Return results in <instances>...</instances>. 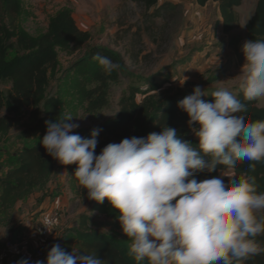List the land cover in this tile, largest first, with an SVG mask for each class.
Here are the masks:
<instances>
[{
	"label": "clouds",
	"instance_id": "9594fccd",
	"mask_svg": "<svg viewBox=\"0 0 264 264\" xmlns=\"http://www.w3.org/2000/svg\"><path fill=\"white\" fill-rule=\"evenodd\" d=\"M241 51L245 64L236 92L218 88L208 102L197 85L178 103L189 117L195 146L165 125L146 138L109 143L96 155L99 129L84 138L74 133L79 124L71 122L70 114L45 121L42 147L62 165H77L74 177L87 199L109 202L131 240L129 255L137 262L231 264L257 252L254 238L264 232V216H257L264 211V192L249 179L224 177L237 161H249L253 171L251 162H264V121L246 123L238 115L247 110L238 98L241 92L245 100L264 98V35L246 40ZM93 60L107 74L120 68L106 56L97 54ZM220 165L224 167L218 176L190 179L197 171L212 172ZM77 252L54 244L46 260L35 264H104L96 252ZM17 264L30 262L21 258Z\"/></svg>",
	"mask_w": 264,
	"mask_h": 264
},
{
	"label": "rangeland",
	"instance_id": "374dc122",
	"mask_svg": "<svg viewBox=\"0 0 264 264\" xmlns=\"http://www.w3.org/2000/svg\"><path fill=\"white\" fill-rule=\"evenodd\" d=\"M159 2L172 4L169 13L145 21L144 9L131 0H20L18 27L26 36L36 38L44 34L50 21L64 10L69 12L75 29L84 34L85 39L79 46L56 50L57 65L53 73H48L50 81L44 96L59 99L65 115L70 114L71 122L79 124L74 132L114 118L121 102L138 105L144 91L164 98L178 92L191 95L199 85L207 96L202 99L212 102L209 95L218 88L232 92L239 89L242 82L239 75L245 64L241 49L248 40L245 24L254 13L257 0H242L241 6L234 9L236 23L226 32L220 26L222 19L217 3L208 2L200 7L195 0ZM15 38L9 35V43H14ZM94 47L116 54L121 60L120 68L111 74L101 68L94 80L84 82L75 72L70 73V69ZM18 55L23 53L14 46L8 50L6 61ZM11 87L8 78L0 79L2 95H9ZM257 105L264 108V98L258 99ZM29 111L23 107L17 113V125L5 138L4 146L1 145L0 165L4 168L22 146L23 140L16 137L28 125ZM5 113L4 109L2 114ZM178 118L189 127V117L178 106L169 111L165 120L172 122ZM67 166L56 160L55 176L44 192L33 193L18 209L0 213V251L6 241L17 240L24 229L35 224L42 211L32 214L38 208L34 204L43 203L46 198L49 202L43 209L55 207L62 212L50 248L54 244L63 250L66 246L72 247L73 240L66 237V231L76 227L80 214L89 217L93 230L117 236L130 248L131 240L107 224L118 219V213L111 205L96 210L94 201L77 192L71 177L73 172ZM224 178H231V173L227 171ZM257 216H262L261 211ZM256 248L264 252V248ZM45 260L46 257L41 259Z\"/></svg>",
	"mask_w": 264,
	"mask_h": 264
},
{
	"label": "trees",
	"instance_id": "16d2710c",
	"mask_svg": "<svg viewBox=\"0 0 264 264\" xmlns=\"http://www.w3.org/2000/svg\"><path fill=\"white\" fill-rule=\"evenodd\" d=\"M144 9V20L157 19L169 13L172 8L170 2L160 0H131ZM208 2L218 4L221 25L224 32L236 23L234 9L241 6L242 0H195L202 7ZM20 0H0V79L8 78L11 83V92L4 96L0 91V148L11 129L17 125L16 115L23 107L30 109L28 125L16 137L22 141V146L13 153V157L4 168L0 165V213L12 211L19 202L24 201L33 193L44 192L55 176L56 160L49 156L40 141L46 133L45 121H60L66 115L59 99L45 98L46 88L49 85L48 73H53L57 65V49L66 51L69 46H79L85 39L84 34L77 31L73 25L70 14L64 10L56 15L49 23L47 31L36 38L26 36L19 31L18 14ZM248 40L264 35V0H257L254 13L245 24ZM9 35H15V42L9 43ZM19 49L23 55H18L6 61L7 52L13 47ZM97 54L110 58L113 62L121 64L120 58L111 51L94 47L83 58L77 60L71 67L70 73L75 72L81 81L94 80L102 68L93 57ZM144 95L141 102L129 105L121 102L118 114L99 126L84 128L74 132L81 137L90 138L94 129H99L98 143L95 154L99 155L109 143H119L124 138L147 137L150 133L160 132L162 128H175L182 140L198 144L190 128L183 120L175 119L172 122L165 120L170 110L177 108L180 100L188 93L178 92L174 95L161 98L157 94ZM246 105V111L239 113L246 123L257 120L264 121V108L257 105V100H245L241 92L238 97ZM5 114H2L3 110ZM2 151V150H1ZM208 159H211L208 157ZM249 161H237L235 168L231 169L232 176L249 179L257 186L258 192H264V162L255 163V170L249 168ZM72 173V181L76 182L77 192L87 196L74 177L76 164L67 166ZM219 167L215 171L207 169L197 171L193 177L197 181L210 179L219 175ZM231 178L226 180H231ZM43 197H45L43 195ZM94 208L101 210L110 206L107 200L102 203L94 201ZM264 216V211H261ZM261 217V216H258ZM110 228L121 230L119 220L107 221ZM89 217L80 214L76 227L66 231V237L73 240L72 247L66 246L64 251L71 252L76 249L77 255L83 252L91 254L96 252L97 258L104 264H148V261L137 262L129 255V248L121 238L108 233L97 232L92 229ZM255 245L264 248V232L255 238ZM47 257V254L46 256ZM231 259V258H230ZM34 264V263H33ZM231 264H264V252L257 251L247 259L232 260Z\"/></svg>",
	"mask_w": 264,
	"mask_h": 264
},
{
	"label": "built area",
	"instance_id": "2783aa9c",
	"mask_svg": "<svg viewBox=\"0 0 264 264\" xmlns=\"http://www.w3.org/2000/svg\"><path fill=\"white\" fill-rule=\"evenodd\" d=\"M61 220L62 212L58 208L42 212L35 224L27 228L17 240L4 243L0 251V264L18 262L21 258L29 259L30 263L43 259L51 249L52 236Z\"/></svg>",
	"mask_w": 264,
	"mask_h": 264
},
{
	"label": "crops",
	"instance_id": "0c3cea01",
	"mask_svg": "<svg viewBox=\"0 0 264 264\" xmlns=\"http://www.w3.org/2000/svg\"><path fill=\"white\" fill-rule=\"evenodd\" d=\"M212 3H214V2H212ZM208 4V3H207ZM220 26H221V28H222V25H221V23H220ZM222 31H223V29H222ZM227 171H229L230 173H231V176H232V171L231 170H227ZM40 195L39 194H37L36 195V198H38ZM49 199L48 198H46L45 200H44V202L42 203V201L41 202H39L38 201V203L36 202L34 205L35 206H38V208L35 210V211H33V209H32V211H33V213L32 214H36V213H38V211L39 212H43L44 210H46V209H43L44 207V204H46L47 203V201H48ZM49 202V201H48ZM23 203V201L22 202H19L17 205H16V207H15V209H18L19 207H21V204ZM46 208V207H45ZM31 211V212H32ZM26 216V215H25ZM24 226H26V225H23L22 227H24ZM26 229H24L22 232H24ZM21 231V230H20ZM20 234V232L18 233V235Z\"/></svg>",
	"mask_w": 264,
	"mask_h": 264
}]
</instances>
